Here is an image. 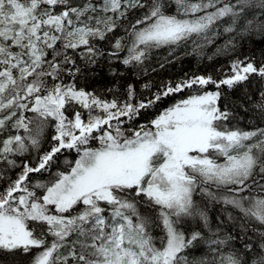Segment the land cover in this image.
Returning <instances> with one entry per match:
<instances>
[{"label": "snow or ice", "instance_id": "6c2138e0", "mask_svg": "<svg viewBox=\"0 0 264 264\" xmlns=\"http://www.w3.org/2000/svg\"><path fill=\"white\" fill-rule=\"evenodd\" d=\"M255 38L264 0H0V264H264Z\"/></svg>", "mask_w": 264, "mask_h": 264}, {"label": "trees", "instance_id": "16d2710c", "mask_svg": "<svg viewBox=\"0 0 264 264\" xmlns=\"http://www.w3.org/2000/svg\"><path fill=\"white\" fill-rule=\"evenodd\" d=\"M261 50H264V40L255 38L245 42L243 46L239 49V52L237 54L254 53L256 55H259ZM209 51H211V49ZM221 66H223L224 71H227V57L218 58L216 61L213 62H209L206 59L203 61H198L197 58L195 57H184L183 59L177 61L174 65H171L166 70L162 71L161 76L164 78L178 79L183 77L186 73L215 74L216 71L221 69ZM157 78L159 79L160 77ZM111 82H112V77L109 75L107 66L103 64L95 70V73L93 74V78H90L89 80V83H92L96 89H100V90H103L106 86H111ZM81 83L83 84L84 81L82 80ZM255 87H257V85L253 83L252 88L254 89ZM184 95L185 94L182 93L174 98H169L168 100L163 101L158 107L148 110V112L142 115L141 122H146L147 120L154 119L155 116L158 115L160 111H162L165 107L169 106L170 104L174 103L176 100H179ZM231 96L232 99L235 101L239 98L240 93L238 92L233 93L231 94ZM237 111L239 115L243 117V120L240 122V127L251 128L252 125L249 124L248 121L254 118V114L252 112L245 114L243 111H240L239 108H237ZM73 157L74 154H68L67 156L69 160H72ZM61 164L63 165V159L61 160ZM219 208H220L219 205L213 207L210 211V215L215 217V215L218 213ZM222 218L226 220V217H222ZM48 239L49 242H51V238L49 237ZM200 254L201 253L199 251L193 250L194 256H199Z\"/></svg>", "mask_w": 264, "mask_h": 264}]
</instances>
